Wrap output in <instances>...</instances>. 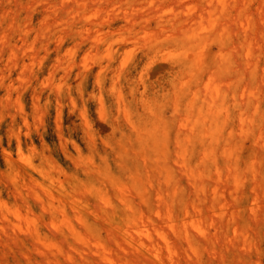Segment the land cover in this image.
<instances>
[{
  "label": "bare ground",
  "instance_id": "1",
  "mask_svg": "<svg viewBox=\"0 0 264 264\" xmlns=\"http://www.w3.org/2000/svg\"><path fill=\"white\" fill-rule=\"evenodd\" d=\"M8 1H11V0H0V92H1V88H5L7 90L6 100H9L8 103L10 104L11 103L10 99L13 96L11 92V88L14 87L13 78L11 75L13 69L18 66H22L21 73H24L25 72L24 70L28 68V64L26 63L27 62L26 58H34L37 55L36 54L37 52L35 53L36 51L35 49L36 47H38V43L36 42V38L32 40L33 35L36 33L44 38V40H41L42 47H46L47 43H45V41L50 40V38L53 36H56L57 37L56 39H58L60 43H63L67 37H70L74 34L75 30L78 28V23L76 21L77 17L76 18L73 16L69 17L70 15L68 13L70 12L71 8L69 7V5H67L68 0H50L51 3L49 4L53 6V10H51V8L49 9L48 12L46 10L44 17L42 16L43 20L41 21L39 29H35L33 26L35 17H34V14L30 15L33 12L29 14L27 13V15H30V19L24 22L20 15L14 13L15 10L12 9L11 6L9 7L8 5H6ZM119 1L121 2V0ZM181 1H184V0H181ZM187 1H186L187 3L190 2L188 5H185L186 3L183 4L186 6V8H184L185 6L181 7V9L184 8L185 12L187 11L192 12L193 10L196 9V7H198V6L192 5L195 3V1H192V3H191V0L190 1L187 0ZM242 1H240V3H243ZM245 1L248 2V0H245ZM15 2L17 3V0H15ZM32 2L35 4V1H32ZM177 2H175V4H177ZM198 2L196 3L198 4ZM206 2L207 0L204 2V4ZM227 2H229V0L227 1L220 0V3L218 0L217 3L215 2L216 4L219 3L218 5L215 4L214 6V4L211 5L210 3V5L208 4L206 8L202 6L204 8L203 11L206 14L209 13L210 15L206 19L212 18V21L214 20L212 22L213 25L214 24L216 25L218 22H215V21H219V20H216L217 19L216 16L218 15V13L225 14V12L229 8H232L231 6L229 7V5L231 4H228ZM162 3L163 5L165 4L164 2ZM244 3L243 5L246 4ZM49 4L48 5L46 4V5L49 6ZM145 4H149V3L145 2ZM167 4L166 6L169 5ZM31 5L29 4L28 6L27 4L25 6L27 8V6L30 7ZM42 5H44V3ZM159 5H157L159 7V11L160 12L164 11L163 9H161L162 11L160 10V7H162L161 6L162 4H159ZM243 5L241 7L244 8ZM18 6L19 5H17V7ZM83 6L84 8H86L87 6L86 2H84V5H82V7ZM134 6L132 7L134 8ZM142 6H144V4L140 6V9L142 8ZM237 6L239 7V3L236 5V8H237L236 10H238ZM250 6L252 7V3ZM55 7H57V9H55ZM110 7L112 8V5H110ZM170 7H173V5ZM202 7H198V9L199 8L202 9ZM143 8L147 9L149 7L146 8L144 6ZM163 8L165 9L164 6ZM30 9L32 10L31 7ZM151 9L149 8V10ZM154 9L155 11H157L156 7L153 8L152 10L154 11ZM174 9H173V12H177V10L174 11ZM245 9L248 10L247 8ZM121 11L123 10L121 9ZM201 11H200V14H201ZM248 11L250 12L251 9ZM248 11L247 12L245 11L244 15L245 13H248ZM127 12L125 13V16H124L126 18L124 19H126V21L130 24H137L136 18H133L134 15L133 16L126 15ZM173 12L171 11V13ZM235 12L236 14L238 13L237 11ZM131 13L132 12H129V14ZM114 14L116 16L115 11H114ZM153 14H152V17L156 16V14L158 13L154 15ZM193 14H197V12L194 13L193 11ZM232 14L230 13L229 16H231ZM94 15L96 14H93L91 16L87 14L80 15L79 21H80L81 26H83L84 28L87 29V27H89L87 29L88 31L92 29L90 28L91 26H94V28H96V31H94L96 32L95 35L93 34L91 35L95 36V40L97 43L96 46H97L98 43L103 42L104 37H105V36L103 37V35L108 33V32H105V34L102 33V31L104 30V26H106L107 24L108 26H110L111 22H110V19L95 20L93 18ZM171 16L173 15L171 14ZM236 16L238 17L239 15H236ZM250 16L252 15L250 14ZM142 17L140 15L139 18H142ZM146 17L149 19L148 16ZM202 17H204V15H202L200 19H202ZM112 18L115 19V17H112ZM153 18H156V17H153ZM231 18L233 20L235 18V14L233 15V17L226 19L228 21L227 23H229V20ZM248 18L246 19L248 20ZM178 19L181 20L180 18ZM174 20L173 21L170 20V21L174 22ZM197 20H199L197 17H194V18L191 17L189 19L186 18L183 22L185 24L186 22L188 24L191 23L190 25L194 26L198 24L196 23ZM237 20H239V18H237ZM203 21L204 20H202L203 25L207 24L206 25L207 28L211 26V23H210L211 20L210 21L206 20L207 23ZM220 21L222 22L223 20H220ZM162 22L161 24L164 23ZM242 22H244V18ZM144 23L141 24L142 27H140L141 25L138 28L135 27V30L139 28L143 29ZM157 23H159V21ZM176 23L181 24L180 22H176ZM222 23H220L219 25L221 27L217 26L218 29L220 28V32L218 30V33H220L219 36L222 38V40L227 43L230 41L231 33L234 34L237 31L236 29L239 28V25L236 23L238 25V28H237L234 22L232 23L230 20V23L234 24L233 25L234 31L236 30L234 33L233 31L230 33L228 30H229V27L232 28V26H230V24L227 25L224 23L227 27L229 26L227 30L225 25H221ZM244 23L247 24L248 21L246 23V20H245ZM174 24L172 23L173 26ZM188 24L187 26L189 27V30H190L191 26H189ZM251 24L252 23H250L249 25L251 26ZM241 25H244V24H240V28H241ZM63 27H65L66 29L65 31L61 32V29ZM164 27L162 28L166 29L167 27H170V26L168 25L166 26V28ZM126 28H129V26H127ZM178 28L176 27L175 29H177L178 31L182 30V28L181 29H178ZM199 29L193 30V31L196 30V32H193L192 30L190 32L188 29L187 30L188 32H190L189 34L192 33L191 35L194 36L192 37L193 44H196V43L199 45L201 44L199 46L201 48H198V50L200 49L198 54L200 57L199 59H201L202 61L200 62V65H202V70L206 69L205 70L206 72L208 71L210 72L211 70L213 71V69L210 70V68H211V65L213 64V59H214L213 50L209 44L210 42L209 38L212 35L204 36L202 34H198L197 31H199ZM187 30H183V31H187ZM231 30L232 29H230V31ZM146 31H143L145 36H146L145 34ZM150 31H151L150 32L151 34L153 31L155 33L157 31L158 33V30L155 31L153 30V28ZM245 31L246 30L242 31V34ZM147 32L149 33V31ZM249 32L251 31L249 30ZM150 33L148 34V36L150 35L149 37H151ZM155 33H153L154 34L153 36H155ZM166 33L170 34V31ZM185 33L186 32H184V34ZM160 34L162 35L163 31ZM174 34L175 33H173V35L170 34L168 36L169 37H171V35L175 36ZM251 34L252 33H250L249 35L247 34L246 35L250 36ZM165 35H162V36H165ZM153 36L151 39H153ZM149 37H145V38L148 39ZM251 37H253V34L251 35ZM251 37L249 38L252 39ZM84 38L85 36L83 37V40H85ZM145 38H143V40H146ZM154 38L157 39V37H154ZM86 39H89V37H86ZM135 39H138V38H136L135 36ZM139 39L143 41L141 38ZM236 39L237 38H235L234 40ZM83 40L81 38L82 42ZM125 40H127V38ZM148 40L146 41L148 42ZM234 40L232 41V43L234 42ZM260 40H262V38ZM260 40H257V41L260 42ZM152 41H155V40L153 39ZM184 41L185 39H183V42ZM250 41L252 42L253 40H250ZM93 42H94L93 44H95V41ZM132 42L134 43V41ZM147 42H143V43H147ZM186 43L189 44L188 41ZM76 44L79 46L81 43L79 44L76 42ZM237 44L238 43L236 44L234 43L233 44L234 47H232L233 49L232 50L230 49L234 53L235 56H236L235 54L236 50L237 52L239 51L238 49L234 50L235 45L239 46L240 43L238 45ZM259 44H261V42ZM145 45L146 44H144L143 46ZM252 45L253 44L251 43V46ZM219 46L220 48H222L221 45ZM246 46L244 47V49L247 48V52L243 54L244 56L246 55L245 57L248 58V62L246 64V66L248 67L247 71H250L253 80L255 79L257 80L259 78L258 80L260 82L259 85L260 84L261 85L260 86L255 85V87L253 86L250 87L248 86L249 84L248 82H247L248 84L243 82L244 85L247 84L248 87H244L243 85L244 88H242V91L241 90H239L241 92L238 91L239 93H242L241 96L238 93L239 97L240 98L242 97V98L240 100L238 98V104L236 103L239 109L238 116H237L238 117L237 118L238 127H235V125L229 124V122L234 124V118H233V115L230 109H225L226 114H223V115L221 114L219 110L215 111V108H216L215 105L219 100V99L216 100V97H217L216 95H219L218 92H217L218 94L216 95L214 94L216 97H213L212 99L206 98V97L205 99H202L201 97H199L200 93L199 91H197L198 87L197 88L194 87L195 90L193 87H188V88L182 87L180 90H178L177 97L175 96L176 97L175 101L173 99L174 101L173 105L166 106L164 104L163 107H159L157 110H154L153 108V110L151 111V114L152 116H154L152 118L154 120L152 121L150 119L149 121L145 122L140 128H138V129H141L142 131L138 133L136 138L133 139V137H130L128 139L127 144L123 146V155L120 157H123V159H125L123 160L125 163H127L128 161V164L118 165L116 168L112 167L110 164H106V167L104 168H101V167L95 168L93 165L91 166L93 168H87L85 181H80V182L78 181L74 184V187H73L75 191L80 192L82 194L81 196L83 198L81 197L71 198L73 200L69 201L67 197L64 195L63 196L56 195L54 191V187L50 185L48 186L42 185L40 189H37L38 186L36 187L34 185L35 180L33 176L28 173L27 169H25L26 172L23 173L24 171H22L20 168H15L17 172H16L15 178L13 179L14 186L9 188V194L14 195V197L20 199L21 203L27 207L28 214L34 213L33 208L36 205L43 207L45 212L50 211L51 214L54 216V218L51 221V223L49 221L48 224L53 226V228L49 230L50 226L46 223H44V225L46 224L45 226H48L47 229L49 231L59 232L62 238V239L61 238L58 239L59 241L57 242L56 239H54L55 237H51V236L49 237L48 235H46L45 230L40 228V226H38V223L34 221V224L32 227L30 226L31 224L27 221L30 226L29 231H28L29 233H27L28 235L26 234L27 236H18V238L17 236H15L17 238L15 239L17 242L14 239H12V242L13 241L15 242L13 247L19 253L23 255V257L25 258L24 260H26V263L27 264H264V71L262 72L261 76L259 75L257 76L256 74L257 65H255L252 60L253 58L252 50L257 49L256 47H258L259 45L256 44L255 42L254 44L255 48L252 47V50H251V47H249V45H248L249 48ZM96 48L97 47H95V51H96ZM165 49L166 48H164V50ZM88 50L86 51L88 52ZM195 50L197 49L195 48ZM262 50L263 49H261V51ZM91 51H94V50L91 49ZM171 51H173V49ZM256 51L258 53V50ZM99 52H97V54ZM217 52L215 51V56L220 57L218 54H216ZM262 52H264V50ZM218 53L220 54V52ZM4 54H8V58L5 64L6 68L2 66L4 69H1V64L3 61L2 59H3ZM191 54L192 53L190 52L188 56ZM194 54L195 53H193V55ZM198 54L196 53L197 57H198ZM240 54H241V50H240ZM107 55L109 56L110 54H107ZM193 55L191 56L193 57ZM38 57L40 59V55ZM163 57H165V55H163ZM257 57L258 56H255L256 59ZM83 58H85V56ZM186 59H187V56L182 57L181 61H179V65L182 67L183 66L189 67L190 65L193 64V62L191 63V61H187ZM199 59H198V62H199ZM234 60H236V58ZM239 60L243 61L242 58ZM258 61L257 63L260 62ZM88 62L89 61H87V63ZM125 62L127 63V61ZM219 62H221L220 59L218 60V63ZM77 63L79 65V62ZM59 64L61 63L59 62ZM72 65L73 64H71V66ZM92 65H90V67ZM232 66L235 68L236 65L234 66L232 64ZM79 67L80 66H78V68ZM216 67L214 66V69L216 71V73L215 72L214 73H215V76L216 75L218 76L219 74H221V72H219L218 74ZM231 67H230V70L233 69V67L232 68ZM221 68L223 67L220 66V69ZM236 68L238 69V67ZM245 68L246 67H244V72H246ZM7 71L9 72L7 73ZM187 71H188V68H187ZM198 71L199 70H196L197 73ZM30 72H29V75L30 74L32 75V73ZM203 72H202V78L205 76L209 77L208 74L210 73L207 74ZM21 73L19 74V76H22ZM214 73L212 72V74H210L211 76L207 78L209 83L215 82L213 86L211 87L212 90L214 89V87H216L214 85H218L220 84V82L223 81L222 78H221L222 80L218 79L220 75L218 77L216 76L218 80L217 79L215 80L214 78L215 76L213 75ZM52 75L53 73L49 76H52ZM187 75H189L187 76L189 80L190 78L193 77L188 72H187ZM225 75L227 76V74ZM243 75L240 74L238 75V77L243 76ZM25 76L24 78L26 81L27 76L26 77ZM30 77L32 78V76ZM62 77L64 78V75ZM51 78L46 79V81L44 80L43 83L44 84L47 83L49 86L50 84H52ZM187 78L183 80L185 81ZM232 78H230V80H233L234 78L235 80L237 79L236 77H234L233 79ZM188 79L186 81H189ZM203 79H206V78H203ZM212 79L214 80L212 81ZM28 80H29V77H28ZM183 80L179 79V81L181 82H183ZM219 80L220 82H218ZM230 80L228 81L229 83H230ZM49 81H50V84L48 83ZM236 81L238 82V80ZM27 82L30 83V80ZM217 82L218 84H216ZM58 83L60 84L62 82H58ZM183 83L185 84V82ZM205 83H206V80H205ZM205 83L204 84L202 83L204 86L201 85L199 86V88L203 87V89L205 90L207 87H210V86H207L209 85V83L206 84L207 87L205 86ZM176 84L181 85L178 82ZM184 84H182V86H184ZM22 85H24L23 81H22ZM50 87L51 86H49V88ZM57 88H59L58 85L56 86V89ZM216 88H215L216 90L220 89L218 86ZM215 89L214 91H216ZM206 91L207 90H205V92ZM205 92L204 91L202 92L203 95ZM209 92H211L210 94L212 95V91H209ZM56 94L57 96L59 95L58 93ZM119 95H120L119 98H116L117 101H120L121 99H123L121 96V92ZM225 95L228 96V93H225ZM16 97L18 98V100L16 98V102L21 104V95L20 97L18 96ZM230 97H232V95ZM234 98L236 99L237 97H234ZM100 100H102V97ZM117 103L119 104V102ZM144 103L145 102H143V104ZM9 104L8 106H10ZM140 104L142 105V103ZM0 105H1V102H0ZM102 108H104V105L103 106L100 105V109L102 110V113H103V111L105 112V109H102ZM168 109L171 110L170 112L172 113L170 115L171 117L167 116L166 114V113H169V112H166ZM221 109L223 110V108ZM122 110H124V107ZM59 111H60V108H59ZM124 111L123 112L127 114L128 116L129 109L128 110L126 109ZM12 116H10L11 119H12ZM80 116L83 119L82 115ZM2 117H4V115L0 112V118ZM102 117L105 118V115L103 114L101 118ZM126 118L124 119L127 122ZM178 118H180V121H178L179 124L177 125V127H175L173 123L175 119H178ZM22 120L24 121V119ZM58 121H60V119H58ZM84 121H85L86 127L88 128V131L90 132L88 133L91 134L89 119H85ZM58 127H60V124ZM25 128H29V127L26 126ZM173 130H175V135L177 139V147H178L176 148L178 149V151L175 152V154L171 153L170 148H169V142H171ZM28 132L29 131L27 130L26 133ZM88 133L86 136L89 135ZM89 136L91 138V135ZM17 137H18L19 151L22 152L23 142L21 140L20 135H18ZM65 140L63 142H65ZM78 150L81 151L80 148H78ZM6 155H7L8 164L13 166L12 154L6 150ZM57 169L58 168H56V170ZM1 173L3 172L1 171ZM51 177H54V176H51ZM55 179H52V182H53L52 185H54L55 188L57 187L58 190H60L66 187L65 185L66 181L59 180V182H57V180L59 179L57 178L56 180V182L58 183L57 184L56 182H54ZM7 182H11V181L8 180ZM0 185H2V181H0ZM47 203L49 205H47ZM17 208L18 209L15 210L12 203L8 200H5L0 195L1 218L3 217V219L4 220L6 219L8 222L10 221L9 215L17 211L16 218L19 219V222L12 223L11 221L12 225L16 227L15 228L13 226L15 228L14 230L16 229L18 230L17 227L22 228L21 224L24 221L26 222L27 220V219H24L23 221L21 217L22 215L26 216V214L20 213V209H21L20 206ZM99 208L101 209L102 214L106 218L105 221L104 220L102 222L99 221L100 219H102V216H101L102 214L99 212L100 211ZM25 218H28V216ZM0 221H2V219ZM12 225L9 224V226H12ZM23 225L25 224L23 223ZM13 227H12V231H13ZM23 227H26V226H23ZM5 228H3L4 230L2 229L4 232H5ZM6 230L7 232L5 233L3 232L4 233L3 235H5L6 233L13 234V232L10 233L7 228ZM20 230L23 231V229H20ZM22 231L20 234H22ZM16 232L14 233L17 234ZM23 233H25V230ZM9 234L8 235L6 234L8 238L9 236H13ZM11 238L12 237H10L9 239ZM5 242H3L4 244L2 243L4 246L6 245ZM14 248H11V249L15 251ZM10 251L11 250H9V252ZM10 253H12V251ZM3 255L2 256L0 255V257L2 258ZM19 256H18L19 264H22L23 258L22 257L20 258ZM0 264H9V262L7 261L3 263V261L0 260Z\"/></svg>",
  "mask_w": 264,
  "mask_h": 264
},
{
  "label": "rangeland",
  "instance_id": "2",
  "mask_svg": "<svg viewBox=\"0 0 264 264\" xmlns=\"http://www.w3.org/2000/svg\"><path fill=\"white\" fill-rule=\"evenodd\" d=\"M32 1H35V4ZM37 1L36 0H17V3H16L15 0H11V1H8L6 3V5H8L9 7L11 6V8L15 10L14 13L20 15L24 22L26 20L30 19V15L34 14L35 19H34V25L33 26L35 29H39L41 21L43 20L44 14L46 13V10H47V12L49 11L50 8H51V10H53V6H51V4H49V3H51L50 0H47V1L43 0V2H42V0H39L38 2ZM154 1H155V3H154ZM156 1L157 0H124V1L121 0V2L119 0H94V1L93 0H78V1L68 0L67 5H69V7L71 8L70 12L68 13L70 15L69 17L73 16L75 18L76 17L78 18V19L76 18V21L78 23V28L75 30L74 34L70 37H67L63 43H60L58 41V39H56L57 37L53 36L50 38V40L45 41V43H47L46 44L47 46L42 47V41L41 40H44V38L35 33L33 35L32 40H34L36 38V42L38 43V47H36V49H35L36 51L34 50L35 53L37 52L36 57L26 58V61H27L26 63L28 64V68L26 70H24L25 71L24 73H21L22 72V66H18L16 68H14L12 71V74L10 73L12 75L13 83H14V87L11 88V92H12L13 96L10 99V101H11L10 104L8 103L9 100H6L7 90L5 88H1V92H0V102H1L0 109L1 110H0V112L4 115V117L0 118V181H2V185H0V195L5 200L10 201L12 203V205L14 206L15 210L18 209L17 207L20 206L21 207L20 213L26 214V216L22 215V217L21 216L20 217L23 219V221H24V219H27L26 222L22 221L25 224V225H23V223L21 224L22 228L17 227L18 230L17 229L14 230L16 227L14 225H12V223L19 222V219L16 218L17 217L16 216L17 211L13 212L12 214L9 215L10 221H8V222L6 219H5L6 220L5 221L3 219V217L1 218V215H0V220L2 219V221H0L1 230L3 228H5V226H6V228L8 229V231L10 233L13 232V234L6 233L7 235L8 234L13 235V236H9V238L12 237L11 239H9L6 234L5 235L7 237L5 235H3L5 232H7L6 228H5V232L3 231L4 229L2 231L0 230L1 231L0 232V239H2V240H0V255L2 256L3 253L5 252L3 255L4 258L0 257V260H2L3 263L8 261L9 264H19L18 256L20 255L19 257L23 258L22 264H27L26 260H24L25 258L23 257V255L21 253H19L13 247L15 242L14 241L12 242V239L15 240L18 238V236H27L28 235L27 233H29L28 231H29L30 226L33 227L34 221L36 223H38V226H40V228L45 230L46 235H48L49 237L50 236L55 237L54 239H56L57 242L59 241L58 239L61 238V235L59 232L49 231L53 228V226H51L48 223H49V221L51 223V221L54 218V216L51 214L50 211H47L48 212L47 213V212H45L43 207L36 205L33 208L34 213L28 214L27 207L21 203L20 199L14 197V195L9 194V188L14 186L13 179L15 178L16 172H17L15 170V168H20L22 171H24L23 173H25L26 172L25 169H27L28 173L33 176V178L35 180L34 185L36 187L38 186L37 189H40L42 185H47V186L50 185V186L54 187V191H55L56 195H58V196L64 195L67 197V199L69 201L73 200L71 198H77V197L83 198L81 196L82 194L80 192L75 191L73 187H74V184L76 182L85 181L87 168H93V167H91L92 165L95 168H97V167L104 168V167H106V164H110L112 167L116 168L118 165L128 164V161H127V163H125L123 161L125 159H123V157H120L123 155V146L125 144H127L128 139L130 137H133V139L136 138L138 133L140 131H142L141 129H138V128H140L145 122L149 121L150 119L152 121L154 120V119H152L154 116H152V114H151V111L153 110V108H154V110H157L159 107H163L164 104L166 106L173 105V102L175 101V98L177 97L178 90H180L182 87H184V88H188V87H193V88L196 87L197 88L198 87L197 91H199V93H200L199 97H201L202 99H205V97L212 99L213 97L217 96L216 100H218V99L219 100L215 105V107H216L215 111L219 110L221 112V114L223 115V114H226L225 109H230L231 113L233 115V118H234V124L231 122H229V124L235 125V127H238V120H237L238 117L237 116H238L239 109H238L237 104H238V98H239V100L242 98V97L241 98L239 97L238 93L241 92L242 88H244V87H248V86L255 87V85L256 86L261 85V84L259 85V83H260L258 81L259 78L257 80L256 79L253 80L250 71H247L248 67L246 66V64L248 62V58L245 57L246 55L244 56V54H243V53L247 52V48L244 49V47L246 45H247L246 47H248V45H249V47H251V50H252V47L255 48L254 47L255 42H256V44H258L260 46V47L259 46L256 47L257 49L252 50V52H253L252 60H253L254 64L257 65V67H256L257 76L258 75L261 76L262 72L264 71V69H262V68H264V66H263V64H264V62H263L264 61V52H262L264 50V46H263L264 45L263 44L264 43V0H248V2L245 0L244 1L232 0L233 2L229 0V2H227V3L231 4V5H229V7L231 6L232 8H229L225 12V14L222 13L224 15H222L221 13H218V15L216 16L217 17L216 20H219V21H215V22H218L217 23L218 25L217 24L213 25L212 22L214 20L212 21V18L206 19L210 15H209V13L206 14L203 11V9L206 8L208 6V4L210 5V3H211V5L214 4V6H215V4L218 2V0H216V1L215 0H207L208 3L206 2L205 4H204V2L206 0H191V3H192V1H195V3L199 1L198 4L197 3L192 4L193 6L195 5L198 7H202V6L204 7V8L202 7V9L201 8L198 9V7H196V9L193 11H194V13L197 12V14H193V11L192 12H189V11L185 12L184 11V8H186L185 5H188L190 3V2L187 3L188 2L187 0H184V1H181V0L178 1L177 0L178 2L176 0H174V2H173V0H171V1L170 0H165V1L164 0H158L157 2ZM240 1H242L243 3L245 2L246 4L244 3L245 5H243V3H240ZM59 2H61V1H59ZM84 2H86V5H87L86 8H84V6L82 7V5H84ZM145 2L149 3V4H145ZM162 2H164L165 4L163 5ZM167 2L169 5L167 4ZM175 2H177V4H175ZM237 2L239 3V7H241L243 5L244 8L243 7L239 8L237 6L238 10L239 9L240 10L239 11L236 10L237 9L236 5L238 4ZM43 3H44V5H42ZM92 3H93V5H92ZM141 3L144 4V6L146 8L149 7L151 9L152 7L153 8L156 7L157 11H159V7L157 5L162 4L161 5L162 7H160V10L163 9L164 11L161 10L162 12H160V11L157 12V11H155V9L153 11L152 10L153 8L151 9L152 10L151 11V10H149V8H147V9L143 8L144 6H142V8L140 9V6L142 5ZM178 3H179V5H178ZM219 3H220V0H219ZM251 3H252V7L250 6ZM15 4L19 5L18 6L19 8ZM21 4H23V5H21ZM27 4H28V6H29V4L30 5L32 4L30 6L32 8V10L28 6L26 8L25 5H27ZM46 4L47 5L49 4V6H47ZM166 4L169 7L173 5V7L175 9L173 7H170L171 8L170 9L168 6H166ZM183 4H185V5H183ZM218 4H216V5H218ZM110 5H112V8L110 7ZM134 5L137 7V9ZM132 6H134V8ZM163 6L165 7V9L163 8ZM20 7H22V8H20ZM44 7H45V9H44ZM109 7H110V9H109ZM181 7H184V8L181 9ZM105 8H106V10H105ZM172 8L174 9V11L177 10L178 13L173 12ZM178 8H180V9H178ZM233 8H235V9H233ZM245 8H247L248 10L251 9V11L249 12ZM28 9H30V10H28ZM55 9H57V7H55ZM113 9L116 13V16L114 14ZM121 9L123 11H121ZM132 10H134V11H132ZM199 10L201 11V14L204 15V17H202V19H200V17L202 15L200 14ZM96 11H98V12H96ZM127 11L132 12V13L129 14V12H127ZM171 11L174 14L171 13ZM235 11H237L238 13L236 14ZM245 11L246 12L248 11V13H245V15H244ZM31 12H33V13H31ZM111 12H113V13H111ZM126 12H127L126 15H130V16L134 15L133 18H136L137 24H130L126 21V19H124V18H126V17H124ZM138 12L141 14H139ZM182 12H183V14H182ZM27 13L28 14L31 13V14L27 15ZM97 13H99L100 15ZM123 13H124V15H123ZM151 13L152 14L158 13V14H156V16H153L156 18H153ZM170 13L173 16H171ZM230 13L235 14V18L233 20L231 18L230 20L232 23L234 22V24L237 28H238V25L240 28V24H244V25H241L240 29L239 28L236 29L237 30V31L235 30L236 32L234 31V26H233L234 24H231L230 20H229V23H227L228 21L226 20L230 17H233L234 14L229 16ZM249 13L252 16H250ZM83 14H87L89 16L96 14L93 16V18L95 20L110 19L111 25L108 26V24H107L106 26H104V30L102 31L103 34H105V32H108L107 33L108 35L107 34L103 35V37L105 36L104 40H103V42L98 43L99 46L98 45L96 46L97 43L95 40V36H93L96 33V32H94V31H96V28H94V26H91L90 28H92V29L90 31H88L87 29L89 27H87V29H86L83 26H81L80 21H79V17H80V15H83ZM111 14L112 15L114 14V15L112 16ZM149 14H151V15H149ZM121 15H123V16H121ZM140 15H141V17L142 16L143 17L139 18ZM221 15H222V17H221ZM225 15H227V16H225ZM236 15H239L241 17H239V16L237 17ZM146 16H148L149 19ZM185 16L187 19H189L191 17L192 18L197 17L199 20H197L196 23H198V24H196V23L195 24L200 26L201 28L196 26V25L191 26L190 25L191 23L188 24L186 22V24H185L183 22L186 19ZM112 17H115V19ZM144 17H146V18H144ZM177 17L180 18L181 20H179ZM237 18H239V20H237ZM243 18H244V22H245V20H246V23L248 21L247 24L242 22ZM246 18H248V20ZM250 19H252V20H250ZM170 20H172V21L174 20V22L175 21L180 22L181 24H177L176 22L174 24V22H172ZM202 20H204L203 22H205V23H207L206 20H208V21L211 20L210 21L211 26L209 28H207L206 27L207 24L203 25ZM220 20H223L222 22H224L227 25L230 24V26H232V28L228 26L229 27V30H228V27L224 23H222ZM234 20L237 22H235ZM158 21H159V23H157ZM160 21L161 22L163 21L164 23L162 22L163 24H161ZM143 23H144L143 29L139 28V29L135 30V27L138 28ZM172 23L174 24V26L172 25ZM220 23H222L221 25H225L226 29L230 33L232 31H233V33L235 32L234 34L231 33L230 41L227 43L224 42L222 40V38L219 36L220 33H218V30L220 32V28L218 29V27H221V26H219ZM250 23H252L251 26L249 25ZM126 24H127V26H129V28H126L127 27ZM146 24H147V26H146ZM187 24L189 26H191L190 30H189V27L187 26ZM192 24H194V23H192ZM209 24H208V26H209ZM165 25L166 26L169 25L170 27L166 28ZM182 25H183L184 29H183ZM185 26L188 28H186ZM140 27H142V25ZM162 27H164L166 29H163ZM176 27L177 28L179 27L178 29L182 28V30L178 31L177 29H175ZM152 28L155 31L158 30L159 34L157 33V31H156V33L153 31L151 34L150 30ZM65 29L66 28L63 27L61 29V32L65 31ZM145 29L146 30L148 29L147 31H149V33L151 34V37H149L150 35L148 36L149 33ZM187 29L190 32H191V30L193 31L194 29H196V30L199 29V31H197V33L202 34L204 36L212 35L209 38L210 39L209 44L213 50V56H214L213 58L214 59H213V64L211 65L210 70L213 69V71L212 70L211 71L213 73L214 72L216 73L214 66L215 67L217 66L216 67L217 73L219 74V72H221V74H219L220 76L218 75L219 77L216 75L218 77V79H221V78L223 79L222 82H220V80L218 81V82H220L221 86H220V84H218V82L216 83L218 85H214L216 87L218 86L220 88V89L218 88L219 90H216L217 89L216 87H214V89L216 88L215 89L216 91H214V89L212 90L211 87L213 86V84L215 82L214 83L211 82L212 83L211 84V83H209V81L207 79L211 76L210 74H212V72L211 71L206 72L205 71L206 69L202 70V65H200V62H202V61H201V59H199L200 57H199L198 52L200 49L198 50V48H201V47H199L201 44L200 45L197 43L193 44L192 37H194V36L191 35L192 33L189 34L190 32H188ZM230 29H232V30L230 31ZM183 30H187V31H183ZM196 30L193 32H196ZM244 30H246L248 32L250 30L251 32L248 33L245 31L242 34V31H244ZM143 31H146L145 32L146 36L144 35ZM162 31H163L162 35H165L166 32L170 31V34L173 35V33H175L174 34L175 36L171 35V37H169L168 36V35H170L169 33H166L167 36L166 35L162 36L160 34V33H162ZM184 32H186L185 33L186 35L184 34ZM153 33H155V36H153L154 35ZM245 33L247 35L252 33L254 38L251 37L252 34L250 36H247ZM91 34H93V35H91ZM136 34L137 35L140 34V35L137 36ZM84 36H85V38H84L85 40H83ZM91 36H93V37H91ZM130 36H132V37H130ZM135 36L138 39H135ZM152 36H153V39L155 41H152L153 40V39H151ZM86 37H89V39H86ZM145 37H149L148 38L149 40L146 39ZM154 37H157V39ZM249 37H251L252 39H250ZM81 38H82L83 42L81 41ZM126 38H127V40H125ZM128 38H129V40H128ZM139 38H141L142 40H143V38H145L146 40H148V42L146 40L141 41ZM235 38H237V39L234 40ZM261 38L263 41L260 40ZM183 39H185L184 42H183ZM232 39L234 40L233 43H232V41H233ZM256 39L260 40L261 44H259L260 42L257 41ZM250 40H253V41L251 42ZM79 41H81V42H79ZM93 41H95V44H93L94 43ZM132 41H134V43ZM187 41L189 42V44L186 43ZM241 41H243V42H241ZM76 42L79 44L81 43V44L78 46L76 44ZM90 42H92V43H90ZM143 42H147V43H143ZM257 42H259V43H257ZM73 43L75 44V46ZM106 43H107V45H106ZM234 43L235 44L236 43L241 44V46H240V44H239V46L235 45L234 50L238 49L239 50L238 52H237V50H236V52L233 50L237 57L231 51L233 49L232 47H234V45H233ZM244 43H245V45H244ZM251 43L253 44L252 46H251ZM144 44H146V45L143 46ZM217 45L218 46L221 45L223 50H222V48H220V46L218 47ZM255 46H257V45H255ZM95 47H97L96 48L97 52H99V51H101V52H99L97 54V52L95 51ZM38 48H39V50H38ZM164 48H166V49L164 50ZM195 48L197 50H195ZM227 48L229 49V51ZM91 49L94 51H91ZM172 49H173V51H171ZM261 49H263V50L261 51ZM86 50H88V52ZM162 50H164V51H162ZM240 50H241V54H240ZM256 50H258V53ZM89 51H91L92 54ZM169 51H170V53H169ZM215 51L220 52V54L218 52L216 53L220 57L215 56ZM95 52L97 55L95 54ZM190 52L192 53L191 55H193V53H195L193 55V57L191 55L188 56V54ZM222 52H223V54H222ZM88 53H90L92 56ZM196 53L198 54V57H197ZM232 53H233V55H232ZM64 54L66 56L67 55L68 56L66 57ZM107 54H110V55L108 56ZM39 55H40V59L38 57ZM163 55H165V57H163ZM60 56H62V57H60ZM84 56H85V58H83ZM186 56H187L186 60L191 61V63L193 62V64L190 65L189 67H187V66L182 67L179 65V61H181L182 57H186ZM255 56H258L257 59L255 58ZM195 57H197V58H195ZM7 58H8V54H4L3 59H2L3 61L1 64V69L6 68L5 64H6ZM235 58H236V60H234ZM241 58L243 61L239 60ZM85 59H86V61H85ZM198 59H199V62H198ZM219 59L221 62L218 63ZM82 60H83V62H82ZM87 61H89V62L91 61L90 62L91 64L89 62L87 63ZM108 61H109V63H108ZM125 61H127V63ZM257 61L259 63H257ZM38 62H40V63H38ZM59 62L62 65L59 64ZM77 62H79V65ZM124 62L126 63V65ZM243 62H245V63H243ZM71 64H73V65L71 66ZM92 64H94V65H92ZM232 64L234 66L236 65L235 68L232 66ZM31 65H32V67H31ZM58 65H60V66H58ZM90 65H92V66L90 67ZM240 65H241V67H240ZM259 65L262 67H260ZM78 66H80V67L78 68ZM98 66H99V68H98ZM220 66H222L223 68L220 69ZM231 66L233 67V69L230 70ZM243 66L246 67L245 68L246 72H244ZM225 67H226V69H225ZM227 67H228V69H227ZM236 67H238V69ZM68 68H70L71 70ZM187 68H188V71H187ZM79 69H81V70H79ZM97 69H98V71H97ZM68 70H70V71H68ZM196 70H199L198 73L196 72ZM203 71L207 74L210 73V74H208L209 77H206V76L203 77L206 79L202 78V72ZM8 72L9 71H7V73ZM29 72L32 73V75L31 74L29 75ZM51 72L53 73V75L49 76L52 74ZM187 72L193 76V77L191 76L192 78H190V80L187 78V76H189V75H187ZM238 72H239V74H238ZM20 73L22 74V76H19ZM215 73L213 74L214 76H215ZM78 74L80 77L78 76ZM225 74H227V76ZM240 74L241 75L244 74V75L238 77V75H240ZM63 75H64V78L62 77ZM24 76L26 77V81H25ZM30 76H32V78ZM216 76L214 77L215 80L217 79ZM232 76H233V78L236 77L237 78L236 80H238V82L235 80V78L233 79ZM28 77H29L30 83L27 82V81H29ZM48 78H51V80H52L51 81L52 84H50V81L48 82L50 84L49 86H51L50 88H49L47 83H45L46 86L43 83L44 80L46 81V79H48ZM185 78H187L189 81H186L187 79L184 81L183 79H185ZM228 78H229V80H230V78H232L233 80H230V83H229ZM174 79H175V81H174ZM179 79L180 80L182 79L183 82H185V84L183 82L179 81ZM197 80H199V81H197ZM205 80H206V83H205ZM213 80L214 79H212V81ZM224 80H226V81H224ZM22 81L24 82V85H22ZM234 81H236V82H234ZM58 82H62V83L59 84ZM177 82L181 85L176 84ZM186 82H188V83H186ZM243 82H245V83L248 82L250 85L248 83H247L248 86H247V84L244 85ZM34 83H35V85H34ZM202 83L203 84L205 83V86L207 83H209V85H207V86H210V87L206 86L208 89L207 88L205 89L208 92L207 91L205 92L203 87H200L202 89L199 88V86H201V85L204 86ZM182 84H184V86H182ZM21 85L24 87H22ZM55 85L56 86L58 85L59 88L56 89ZM243 85H244V87H243ZM209 88H211V89H209ZM173 89H175V90H173ZM194 90H195V88H194ZM201 90H202V92L203 91L205 92L204 95L201 92ZM239 90H241V91H239ZM209 91H212V95H214V94L216 95L218 93H219V95L212 96L210 94L211 92H209ZM120 92H121V96L123 99H121L120 101H117L116 98H119ZM56 93H58L59 95L57 96ZM225 93H228V96H226ZM35 94H37V95H35ZM239 94L241 96L242 93H239ZM20 95H21L22 106L20 103L16 102V98H17L16 96L20 97ZM231 95H232V97H230ZM36 96H37V98H36ZM101 97H102L103 102H102V100H100ZM234 97H237V98L235 99ZM173 99H174V101H173ZM5 100H6V102H5ZM17 100H18V98H17ZM116 101L119 102V104ZM143 102H145V103L147 102L148 104L147 103L143 104ZM101 103H103V104H101ZM140 103H142V105ZM8 104L10 106H8ZM17 104H18V106H17ZM100 105L101 106L104 105V108H102V109H105V112L103 111V113H102V110L100 109ZM122 105L124 107V110L129 109L128 116H127V114L124 113L125 111L122 110L123 109ZM219 106L221 108H223V110ZM14 108L16 110L19 108L17 110L19 112H17ZM59 108H60V111H59ZM117 109L119 110V112ZM170 109H168L166 111V112H169V113H166L167 116H170L172 114V113H170L171 112ZM58 112H59V114H58ZM121 112H123L125 115ZM99 113H100V115H99ZM103 114L105 115V118L104 117L101 118V116H103ZM80 115H82L83 119L81 118ZM10 116H12V119L10 118ZM126 116H127V118H126ZM25 117H26V119H25ZM124 118L127 119V122ZM22 119H24V121ZM58 119H60L61 122L58 121ZM85 119H89V121H90L91 134H89L90 132L88 131V128L85 125V121H84ZM116 119H117V121H116ZM122 120H123V122H122ZM128 121L129 122L131 121L130 122L131 124ZM178 121H180V118L175 119V121L173 123V125H175V127H177V125L179 124ZM59 124H60V127H58ZM26 126H28L29 128H25ZM27 130L29 131L28 133H26ZM58 133L60 136L58 135ZM87 133L89 135H91L92 139L90 138L89 135L86 136ZM18 135H20L21 140L23 142V151L22 152L19 151V147H18V137H17ZM62 136L64 137V139ZM60 137H61V139H60ZM9 139H10V141H9ZM64 140H65V142H63ZM78 148H80L81 151H79ZM169 148H170V152L173 154H175V152L178 151V149H176L178 147H177V139H176V135H175V130H173L172 139H171V142H169ZM5 149L9 153L12 154L14 167L8 164ZM19 153H21V154H19ZM158 154H159V152H158ZM18 157H19V159H18ZM22 157H23V159H22ZM56 168H58V169L56 170ZM53 170H55V171H53ZM1 171L3 173H1ZM67 175H68V177H67ZM51 176H54V177H51ZM57 178H59V179L57 180ZM52 179H55L54 182H56V180H57V182H59V180L66 181L65 182L66 187L58 190L57 187L55 188V186L52 185V183H53ZM8 180L11 182H7ZM76 193L77 194L79 193L80 195L79 194L77 195ZM15 199H16V201H15ZM17 203H19V204H17ZM47 205H49V204L47 203ZM99 210L98 211L102 214V211L100 208H99ZM38 215H39V217H38ZM27 216H28L29 220H28V218H25ZM101 216H102V219H100L99 221L100 222H102L103 220L105 221L106 220L105 216L103 214ZM103 216H104V218H103ZM11 221H12V223H11ZM27 221L31 224L30 226H29ZM44 223H46L50 226L49 230L47 229L48 226H45L46 224L44 225ZM9 224H11L12 226H9ZM3 225H5V226H3ZM23 226H26L27 228L23 227ZM12 227H13V231H12ZM20 229H23V231ZM24 230H25V233H23ZM26 230H27V232H26ZM21 231H22V234H20ZM14 232H16L17 234H15ZM18 233H19V235H18ZM53 233H55V234H53ZM15 236H17V238ZM13 237H15V238H13ZM5 240H6V242H5ZM3 242L6 243L5 246L3 245L4 244ZM7 243H9V244H7ZM11 248H14L15 251H13ZM9 250H11L12 253H10L11 251L9 252ZM12 254H13V256H12Z\"/></svg>",
  "mask_w": 264,
  "mask_h": 264
}]
</instances>
